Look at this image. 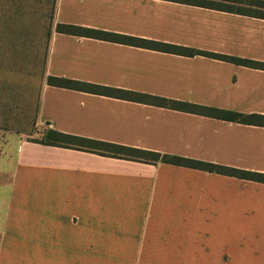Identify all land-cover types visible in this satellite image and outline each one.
Masks as SVG:
<instances>
[{
	"label": "crops",
	"instance_id": "1",
	"mask_svg": "<svg viewBox=\"0 0 264 264\" xmlns=\"http://www.w3.org/2000/svg\"><path fill=\"white\" fill-rule=\"evenodd\" d=\"M60 23L179 45L59 32ZM208 53L215 54L209 55ZM264 18L175 0H55L36 125L264 173V126L49 76L264 115ZM0 132V264H264V183Z\"/></svg>",
	"mask_w": 264,
	"mask_h": 264
},
{
	"label": "rangeland",
	"instance_id": "2",
	"mask_svg": "<svg viewBox=\"0 0 264 264\" xmlns=\"http://www.w3.org/2000/svg\"><path fill=\"white\" fill-rule=\"evenodd\" d=\"M263 13L260 0H198ZM227 3V4H226ZM55 0H0V132L45 138L36 125Z\"/></svg>",
	"mask_w": 264,
	"mask_h": 264
},
{
	"label": "trees",
	"instance_id": "3",
	"mask_svg": "<svg viewBox=\"0 0 264 264\" xmlns=\"http://www.w3.org/2000/svg\"><path fill=\"white\" fill-rule=\"evenodd\" d=\"M175 1H182V0H175ZM186 2H192L193 4L203 5V6H211L214 8L236 11L239 13L250 14L258 17L264 18L263 13H251L241 9H235L230 6L225 5H216L210 4L198 0H184ZM223 2H236L237 0H219ZM261 3L264 4V0H260ZM227 4V3H226ZM57 30L59 32L70 33L75 35H83V36H90L96 37L100 39L106 40H118L130 44L146 46L150 48H156L168 52L174 53H181V54H188L193 55L196 53H200V51L191 49L188 47H183L179 45H173L158 41H153L149 39L131 37L120 35L116 33H110L100 29L88 28L78 25L72 24H64L60 23L57 25ZM209 55H215L208 53ZM227 60H232L241 64H245L248 66L256 67V68H263L264 69V62L253 61L249 59H242L237 57L231 56H222ZM47 81L51 85L61 86V87H68L88 92H94L109 96H114L118 98L174 108L178 110H184L189 112H195L199 114H204L208 116H213L221 119L231 120V121H238L242 123H249V124H256L264 126V115L263 114H245L229 109H221L215 107H209L205 105L194 104L186 101L170 99L163 96L153 95L149 93L137 92L132 90H126L101 84H95L80 80H75L67 77H57V76H49ZM47 144L51 145H58L63 147H71L82 149L86 151H91L95 153H99L102 155L112 156V157H120L125 159L137 160V161H144L150 163L156 162H165L171 163L180 166H186L201 170H206L210 172H216L220 174L235 176L242 179L253 180L257 182L264 183V173L247 170V169H240L232 166H226L206 161H201L193 158L178 156V155H171V154H163L158 151L154 150H147L141 149L136 147H129L125 145H120L116 143L101 141L97 139H91L86 137H81L73 134L63 133L60 131H56L54 129H48L45 138H43Z\"/></svg>",
	"mask_w": 264,
	"mask_h": 264
}]
</instances>
